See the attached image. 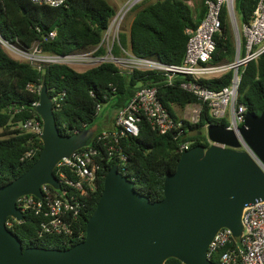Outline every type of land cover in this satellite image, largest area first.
Here are the masks:
<instances>
[{
	"label": "trees",
	"instance_id": "obj_1",
	"mask_svg": "<svg viewBox=\"0 0 264 264\" xmlns=\"http://www.w3.org/2000/svg\"><path fill=\"white\" fill-rule=\"evenodd\" d=\"M258 2L235 0L236 12L241 15L243 23L250 20ZM130 12L135 14L130 31L120 32L113 54L121 57L122 49L131 50L140 58L178 65L186 54L189 40L186 30L199 27L207 15V6L206 0H195L194 6L188 4V0H145ZM116 15L117 10L109 0H71L59 7L35 4L31 0H0V35L25 51L38 45L43 54L66 56L97 49L95 56L103 57L107 54L104 35ZM53 33L54 37L51 36ZM215 39L217 49L213 63H233L236 40L226 9L222 14V31ZM232 78L233 71H230L218 78L203 79L201 83L212 90H221L230 85ZM166 80L162 73L130 70L113 62H103L82 72L59 64H42L39 69L34 64L12 58L0 44V187L22 176L40 157L42 141L22 131L19 124L27 119L41 120L36 104L43 83L48 86L53 99L63 98L61 106H56V120L62 134L72 135L75 131L99 127L87 145L98 150L94 157L100 167L97 187L83 200L85 206L76 233L73 237L41 235L40 218L33 212H26L23 223L12 218L7 221L9 230L19 238L24 249L65 250L85 240L88 221L97 208L104 191V179L112 167L118 166L124 176L134 181L139 193L153 202L160 201L164 198L166 176L176 171L183 154L180 144L192 141V147L210 146L203 126L206 123L226 126V122L212 118L208 109L203 112L200 125L184 121V133L179 139H176L175 132L161 134L154 130L144 117L138 137H124L119 143L112 138L100 139L104 131L114 129L118 112L143 87L157 88L161 102L175 119L179 116L176 108L184 110L198 102L194 94L181 88L182 77L173 85ZM239 104L256 116L262 114L264 55L246 67L239 90ZM99 105L103 110L111 105L109 118L98 113ZM17 110L21 112L16 113ZM105 119L110 121L105 122ZM111 122L112 127H108ZM34 145L39 147L36 158L23 161L25 153ZM123 155L125 159L122 160ZM59 170L57 167V177ZM64 170L69 177L75 178L70 170ZM78 234L83 235L81 239H77ZM219 253L213 256L215 264H221ZM166 264L183 263L172 258Z\"/></svg>",
	"mask_w": 264,
	"mask_h": 264
},
{
	"label": "water",
	"instance_id": "obj_2",
	"mask_svg": "<svg viewBox=\"0 0 264 264\" xmlns=\"http://www.w3.org/2000/svg\"><path fill=\"white\" fill-rule=\"evenodd\" d=\"M237 46L238 29L235 31ZM36 112L43 123L39 159L16 180L0 187V264H215L210 246L222 229L236 239L244 234V212L264 202V171L240 150L233 130L211 124L208 148L196 145L185 151L174 173L164 182V198L151 201L136 190L134 181L118 166L104 179V191L88 221L86 238L65 250L27 248L9 230L8 219L25 221L18 207L23 196L43 198L44 186L61 189L58 165L86 147L98 126L64 135L56 120L54 102L43 83ZM240 133L264 164V110L247 112ZM201 134V133H200Z\"/></svg>",
	"mask_w": 264,
	"mask_h": 264
},
{
	"label": "built area",
	"instance_id": "obj_3",
	"mask_svg": "<svg viewBox=\"0 0 264 264\" xmlns=\"http://www.w3.org/2000/svg\"><path fill=\"white\" fill-rule=\"evenodd\" d=\"M35 4L59 7L67 5L71 0H31ZM145 0H128L121 13L117 14L111 21L108 30L105 32L103 45L107 54L103 57L95 56L97 49L88 53H76L66 56L46 55L34 45L31 50L25 51L16 45L10 44L0 35V44L9 53L11 52L20 60H27L36 65L39 69L42 64H59L71 68L94 67L103 62H113L126 69L143 72H159L166 77L169 85H173L177 78L182 77L184 81L181 88L198 98V102L188 105L183 111H187L185 118L178 116L174 118L169 110L163 105L159 97V91L155 87H143L131 99L127 106L122 108L115 117V125L112 131H104L101 140L112 138L115 143L124 137H138L140 135V123L146 118L154 130L161 134L175 132L176 139L183 136L184 121L191 125H200L203 112L208 109L209 115L219 121L226 122V128L233 130L239 138L242 147L240 150L248 152L251 157L264 171V164L254 151L245 142L240 133L244 125L247 110L244 105L239 104V90L242 75L246 67L264 55V0H259L258 5L247 23H243L239 29L235 23V0H206L207 15L198 28H188L189 36L184 60L178 65H167L159 61L140 58L131 50L122 49L123 55L116 57L113 48L116 42L119 43V33L115 40L113 37V25L119 22V18L126 15L136 5ZM226 9L230 21L236 31L239 32V43L236 42V58L231 64L216 65L213 63V56L217 49L215 36L222 31V14ZM52 37L55 36L53 33ZM114 38L112 45H106V41ZM236 40V38H235ZM244 40V42H243ZM39 57V59H36ZM89 69V68H88ZM230 71H233V78L229 86L221 90H212L202 85L203 79L218 78ZM41 91V88H40ZM53 99V98H52ZM63 98L53 99L54 107L61 106ZM37 105V104H36ZM98 113L102 107L99 105ZM21 112L17 110L16 113ZM210 123L203 126L208 130ZM19 128L27 134H32L40 139L43 132V123L38 119H27L19 124ZM79 133V131H75ZM74 133V134H75ZM209 140V139H208ZM211 144V142L209 141ZM192 141L180 144V151L184 153L192 148ZM39 152V147L34 145L28 149L23 161H33ZM98 150L92 146H86L71 158L63 160L58 167V180L61 189L56 190L51 186H44L42 189L43 198L35 196H23L18 200V207L26 214L33 212L40 218L41 235L56 234L66 237H73L79 224V218L84 209L83 200L94 192L97 187V172L99 166L95 163L94 157ZM121 159H125L124 155ZM70 170L75 178L68 176L64 170ZM77 239L82 238L78 234ZM222 253H219L221 252ZM219 253L221 264H264V202H258L249 206L244 212V234L236 239L229 229H222L214 238L208 253L213 261V256Z\"/></svg>",
	"mask_w": 264,
	"mask_h": 264
},
{
	"label": "rangeland",
	"instance_id": "obj_4",
	"mask_svg": "<svg viewBox=\"0 0 264 264\" xmlns=\"http://www.w3.org/2000/svg\"><path fill=\"white\" fill-rule=\"evenodd\" d=\"M111 2V4L116 8L117 10V14L121 13L122 10L124 9V7L126 6L127 2L128 1H124V0H109ZM143 2V1H142ZM142 2H139V3H142ZM188 4H190L191 6H194L195 5V0H188ZM131 11V10H130ZM127 12L126 15L122 18V15L121 17L119 18V22H116L113 26V31H112V34H113V37L115 36V40L117 39L118 37V33L120 34V32L122 30H125L127 32L130 31V28H131V24L133 22V19H134V13L132 14L131 12ZM235 23L238 25L239 29L241 28V26L243 25V22H242V17L239 13L235 12ZM232 28H233V33L235 35V30H234V27L232 25ZM114 42V38H110L109 40V43L108 41H106V45L108 47V44L109 45H112ZM10 56L16 60H20V58L17 56H15L14 54H12L11 52H9ZM36 59H39V57H36ZM21 61H27V60H21ZM33 62L34 64H38L37 61L35 62V60L33 59ZM88 68L90 67H87V68H80V69H76L74 68L76 71L78 72H82V71H85L87 70ZM110 111H111V105L109 107H107L106 109H102V113L105 115V117H108L110 115ZM176 111L177 113L179 114V116L181 117H184L185 118V114L187 113V111H183L182 109L180 108H176ZM109 118V117H108ZM99 128V127H98ZM99 130V129H98Z\"/></svg>",
	"mask_w": 264,
	"mask_h": 264
},
{
	"label": "crops",
	"instance_id": "obj_5",
	"mask_svg": "<svg viewBox=\"0 0 264 264\" xmlns=\"http://www.w3.org/2000/svg\"><path fill=\"white\" fill-rule=\"evenodd\" d=\"M110 120L105 119V122H109ZM108 124V123H107ZM108 127H112V122L110 123V125Z\"/></svg>",
	"mask_w": 264,
	"mask_h": 264
},
{
	"label": "clouds",
	"instance_id": "obj_6",
	"mask_svg": "<svg viewBox=\"0 0 264 264\" xmlns=\"http://www.w3.org/2000/svg\"><path fill=\"white\" fill-rule=\"evenodd\" d=\"M205 131V130H204ZM207 131H205V134H206ZM208 138V137H207ZM210 141V140H209Z\"/></svg>",
	"mask_w": 264,
	"mask_h": 264
}]
</instances>
